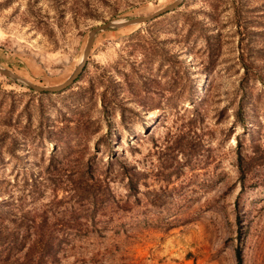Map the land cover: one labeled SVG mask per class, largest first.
<instances>
[{"label":"rangeland","instance_id":"374dc122","mask_svg":"<svg viewBox=\"0 0 264 264\" xmlns=\"http://www.w3.org/2000/svg\"><path fill=\"white\" fill-rule=\"evenodd\" d=\"M173 1L0 0V66L58 85L92 28ZM81 173L94 212L51 211L42 250L46 204ZM237 247L264 264V0H183L100 31L61 92L0 73V264H237Z\"/></svg>","mask_w":264,"mask_h":264},{"label":"trees","instance_id":"16d2710c","mask_svg":"<svg viewBox=\"0 0 264 264\" xmlns=\"http://www.w3.org/2000/svg\"><path fill=\"white\" fill-rule=\"evenodd\" d=\"M84 179H85V174L81 173L80 179L79 181H77V183H75L74 180H68L70 182H74V185L71 187L72 193L67 192L68 196L66 195L63 198L62 197L58 198V196H56L53 200H51L48 204H46L47 208L43 210L44 220H41L40 222H38L39 226H36V228H38L41 233L38 234V240L36 241V243H34V244H37V242L44 240L45 244L41 245L42 250H44L43 247L45 246L49 248L50 246L52 247V246H55L56 243H59V241H56V238L58 237L51 236L50 234L52 231H55V230L56 232L58 231L57 228L54 230V227L58 226L61 222H58V221L49 222L48 221L47 215L51 214V211H52L51 215H54V216L57 213H61L64 215L65 213H67L70 216H74L75 212L77 211L90 212V213L94 212L96 204H97L96 202L97 200L95 198L96 196H94L95 193L92 192L93 187L91 188L90 186H92L93 182H96V180L90 177L91 184H89V182L84 181ZM97 181H98V178H97ZM74 203H76V205ZM72 205L75 207L73 208ZM76 207L79 210H76ZM34 223H35V220H33V224ZM90 224L92 226L95 225L94 223H90ZM61 225H63V229L65 230L68 229V230H72L74 232L80 233L82 231L83 223L80 220H78L76 217H74V220L72 222L67 220ZM85 225L88 227L89 223L85 222ZM236 260H237V264H243L241 247H237L236 249Z\"/></svg>","mask_w":264,"mask_h":264},{"label":"water","instance_id":"95a60500","mask_svg":"<svg viewBox=\"0 0 264 264\" xmlns=\"http://www.w3.org/2000/svg\"><path fill=\"white\" fill-rule=\"evenodd\" d=\"M182 2H183V0H174L172 3L168 4L167 6L162 7L161 9L153 12L152 14H150L148 16L134 17V18H130L128 20H123V21H109V22H106L102 25H99V26L92 28L88 33V39H87V42L84 46L83 54H82L80 62L74 68V70L68 76V78L58 85L39 86V85H36L30 81L25 80L24 78L18 76L17 74H15V73L11 72L10 70L5 69L1 66H0V73L5 75L8 78L14 80V81H19L23 84H26L30 89H32L36 92L56 93V92L64 91L67 88H69L82 74V72L85 68V65L87 63L89 53H90V50H91L92 45H93L94 38L98 32L106 31V30H115V29L122 28L125 26L149 22V21L153 20L154 18H156L162 14H165L169 11H172L173 9L179 7L182 4Z\"/></svg>","mask_w":264,"mask_h":264},{"label":"bare ground","instance_id":"6f19581e","mask_svg":"<svg viewBox=\"0 0 264 264\" xmlns=\"http://www.w3.org/2000/svg\"><path fill=\"white\" fill-rule=\"evenodd\" d=\"M20 76V75H19ZM20 77H22V76H20ZM22 78H24V77H22ZM25 80H27V81H29L28 79H26V78H24Z\"/></svg>","mask_w":264,"mask_h":264}]
</instances>
